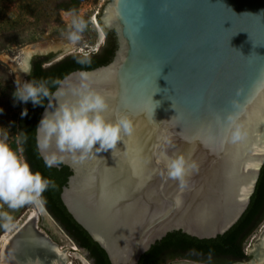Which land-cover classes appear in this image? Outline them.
<instances>
[{
    "label": "water",
    "instance_id": "water-1",
    "mask_svg": "<svg viewBox=\"0 0 264 264\" xmlns=\"http://www.w3.org/2000/svg\"><path fill=\"white\" fill-rule=\"evenodd\" d=\"M100 21L117 36L112 62L70 73L58 86L65 90L59 101L75 102L72 89L86 72L90 85L109 96L106 115L127 114L134 131L82 162L65 154L61 164L72 175L63 204L112 264H137L171 232L225 234L247 210L264 165V0H112ZM66 50L45 43L10 60L27 79L25 54L30 64L34 57L53 62ZM233 122L244 133L236 143L227 139ZM165 135L169 155L183 153L198 165L182 192L158 161ZM26 227L24 221L14 228L6 262L24 251L37 257L32 264H64L34 220L31 232L44 246L21 239ZM262 250L234 264H264Z\"/></svg>",
    "mask_w": 264,
    "mask_h": 264
},
{
    "label": "clouds",
    "instance_id": "clouds-1",
    "mask_svg": "<svg viewBox=\"0 0 264 264\" xmlns=\"http://www.w3.org/2000/svg\"><path fill=\"white\" fill-rule=\"evenodd\" d=\"M70 15L72 18L67 40L75 44L81 39L86 22L74 13ZM78 62L86 63L87 60L80 59ZM21 67L24 73H30L31 64L26 54L23 56ZM53 83L59 85L61 82L54 80ZM16 85L12 94L16 101H31L35 107L43 105L45 98H55V106L52 100H49L35 129L36 148L48 168L64 162L65 154H70L74 161L82 162L90 154L96 155L101 151L114 149L123 136H131L134 131L133 121L127 114H116L115 119L106 115L111 111L109 96L90 85L86 72L80 73V83L72 89L73 95L77 97L72 103L60 102L59 97L65 95V90L59 87L55 92H51L47 80L16 81ZM233 103L235 104V101ZM2 111L3 109H0V112ZM21 115H27V109H24ZM227 119L232 121L233 117L229 116ZM243 135L242 127L233 122L227 139L236 143ZM161 141L158 161L163 164L166 177L177 181L182 192L188 186L186 178L198 165L183 153L169 155L166 150L172 142L169 136H162ZM49 187L54 188L55 182L42 176L39 171L34 172L26 160L7 143V137L0 138V201L11 209L26 204L43 203V193ZM175 199L179 205L180 197ZM5 218L11 220L6 214Z\"/></svg>",
    "mask_w": 264,
    "mask_h": 264
},
{
    "label": "trees",
    "instance_id": "trees-1",
    "mask_svg": "<svg viewBox=\"0 0 264 264\" xmlns=\"http://www.w3.org/2000/svg\"><path fill=\"white\" fill-rule=\"evenodd\" d=\"M19 1L15 0L16 3H20ZM82 1L72 0L75 4L82 3ZM10 4L11 2L8 3L7 0H0V53L8 51L13 45L20 43L14 38V30L6 28L5 24L10 22V20L1 15L4 11L6 12ZM66 7L69 8V4ZM97 19L101 24L99 16ZM104 32L107 38L106 43L96 53L88 55L72 54L49 66H47L50 63L49 57H34L31 63V72L27 79L36 81L47 80V86L51 92H54L59 86L53 83L54 80L61 82L74 71H90L108 65L115 56L118 49V42L115 31L105 29ZM80 59H86L87 62L79 63L78 60ZM11 83L4 65L0 62V109H3L0 112V121L4 118V115L5 117L8 114L10 115L14 108L10 101L11 99L3 91L5 87L8 92L13 93L12 87L10 86ZM49 100L45 98L43 105L35 107L31 101L21 104L17 116H15L19 152L34 172L39 171L42 176L55 182L54 188L49 187L43 193V205L50 215L57 223L59 221L65 223L66 229H62L79 248L88 251V258L93 264H112L105 250L74 220L61 200L63 187L67 185L68 178L72 175L69 167L60 163V168H48L45 166L41 155L37 151L35 129ZM24 109H27V115L22 116L21 112ZM263 221L264 165L261 168L260 176L247 210L229 231L214 239H198L181 231L171 232L162 240L152 245L141 256L137 264H166L175 259H187L207 264H234L236 262L247 261L248 256L243 246Z\"/></svg>",
    "mask_w": 264,
    "mask_h": 264
},
{
    "label": "rangeland",
    "instance_id": "rangeland-1",
    "mask_svg": "<svg viewBox=\"0 0 264 264\" xmlns=\"http://www.w3.org/2000/svg\"><path fill=\"white\" fill-rule=\"evenodd\" d=\"M11 2L6 12L1 14L8 18L6 28L14 30V38L18 40L17 45H13L8 51L0 53V62L4 65L10 81V86L14 92L17 85L16 81L24 82L28 79H20L14 68L6 60L5 56L13 59L22 49L26 47H37L45 43H63L68 47L64 52V58L72 54L88 55L96 53L102 49L106 43V34L104 28L97 24L96 18L101 17L108 3L112 0H83L82 3H73L72 0H7ZM64 1V3H62ZM15 3V4H14ZM69 4V8L66 7ZM71 13L83 18L86 22V28L81 34V39L75 44L69 43L67 34L70 30ZM1 28V26H0ZM70 46V47H69ZM53 61L47 64H54ZM4 94L11 99L13 111L0 121V138L6 136L7 143L13 150L21 156L17 143L16 120L18 110L22 102L13 98V93L8 92L4 87ZM5 214L11 217V220L5 218ZM33 218L39 231L53 244L54 249L63 258L64 264H93L88 256L84 254L68 236L64 230L57 224L56 220L50 215L43 203H32L18 207L16 209L8 208L6 204L0 201V264H6L2 257L3 238L10 236L14 228L20 226L24 221ZM264 235V221L247 239L243 248L249 261L252 258V251L257 246L262 245V236ZM264 249V248H263ZM166 264H207L187 259H175Z\"/></svg>",
    "mask_w": 264,
    "mask_h": 264
},
{
    "label": "bare ground",
    "instance_id": "bare-ground-1",
    "mask_svg": "<svg viewBox=\"0 0 264 264\" xmlns=\"http://www.w3.org/2000/svg\"><path fill=\"white\" fill-rule=\"evenodd\" d=\"M45 46V45H44ZM47 46H49V44H47ZM58 46H63V43H56V47ZM64 47V46H63ZM70 47V46H69ZM66 49H68V47H65ZM6 60L11 64V66L13 67V64L10 60V58L8 56H5ZM14 68V67H13ZM17 73V72H16ZM18 75V73H17ZM33 218L31 217L30 219H28L26 221V228L21 232V239H23L24 241H27V242H33L37 245H42L44 246V243H42L39 239H37V237L34 236V234L31 232V228H30V224L31 222H33ZM34 224H37L36 221L34 220ZM11 238H12V235L10 236H5L3 238V247H2V257L5 261L6 264H13V260L12 261H9V262H6V257L9 255L7 254L8 251H11L13 246H14V240L11 241ZM262 240V245L264 246V235L262 236L261 238ZM264 248V247H263ZM11 249V250H10ZM254 251V250H253ZM262 253L264 254V250H262ZM264 261V259L262 260ZM55 262V261H53ZM33 264H38V263H33Z\"/></svg>",
    "mask_w": 264,
    "mask_h": 264
},
{
    "label": "flooded vegetation",
    "instance_id": "flooded-vegetation-1",
    "mask_svg": "<svg viewBox=\"0 0 264 264\" xmlns=\"http://www.w3.org/2000/svg\"><path fill=\"white\" fill-rule=\"evenodd\" d=\"M32 68V67H31ZM58 219V218H57ZM59 220V219H58ZM61 228L66 229V225L63 221H59L57 223ZM61 224V225H60ZM63 230V229H62ZM65 232V231H64ZM68 232V231H67ZM69 236V235H68ZM53 245V244H52ZM54 249V248H53ZM55 250V249H54ZM85 250V249H83ZM56 251V250H55ZM86 251V250H85ZM87 252V256L89 257V253ZM37 257L33 253L25 252L24 251L21 254H13L12 259L15 264H32V262L36 259ZM55 261V260H54ZM53 264H56V261L53 262Z\"/></svg>",
    "mask_w": 264,
    "mask_h": 264
}]
</instances>
